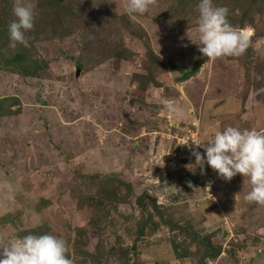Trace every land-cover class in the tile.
<instances>
[{
    "label": "rangeland",
    "instance_id": "obj_1",
    "mask_svg": "<svg viewBox=\"0 0 264 264\" xmlns=\"http://www.w3.org/2000/svg\"><path fill=\"white\" fill-rule=\"evenodd\" d=\"M213 2L251 30L242 55L208 59L190 41L198 0H155L133 16L127 0H0V245L50 233L74 264L258 261L264 204L245 200L251 184L219 191L205 165L216 176L208 195V174L185 167L194 157L178 141L207 139L227 120L242 130L264 124L224 108L260 97L251 83L264 79V0ZM18 3L36 16L28 46L11 48ZM220 85L212 105L225 111L211 117ZM153 93L175 100L182 119L148 102Z\"/></svg>",
    "mask_w": 264,
    "mask_h": 264
},
{
    "label": "clouds",
    "instance_id": "obj_2",
    "mask_svg": "<svg viewBox=\"0 0 264 264\" xmlns=\"http://www.w3.org/2000/svg\"><path fill=\"white\" fill-rule=\"evenodd\" d=\"M154 4L155 0H127L125 11L129 16L144 14ZM197 9V35L187 36L208 59L238 57L250 46L251 30L232 25L227 7L217 6L213 0H198ZM12 12L15 19L8 24L9 47H26V33L34 27L35 9L18 3ZM148 102L162 105L176 121L183 117L184 109L173 99L153 93ZM179 144L194 157V162L185 164L189 171L194 173L199 168L203 175L207 165L225 181L239 173L251 184L245 200L264 204V131L226 126L207 139L189 137ZM68 251L67 242L59 236L28 232L0 245V264H74Z\"/></svg>",
    "mask_w": 264,
    "mask_h": 264
},
{
    "label": "crops",
    "instance_id": "obj_3",
    "mask_svg": "<svg viewBox=\"0 0 264 264\" xmlns=\"http://www.w3.org/2000/svg\"><path fill=\"white\" fill-rule=\"evenodd\" d=\"M258 75H261V74H258ZM263 77H264V70H263V76H262V78ZM251 84H252L251 85V88H253L254 90H256L260 94V97L258 99H255V101H253V103H249V99L252 98V95H253V93L249 92L247 98H245V94H243L240 97V99H242L240 101L241 102V105L239 104V101L237 102L236 99H232L231 101L227 100L225 102V107L224 108L228 112L229 108L233 106L234 107V110L236 111V115H239V117H243V115H247V114H249L251 112V114L253 115V117H258L259 122H261V119L264 120V105H262V104H264L263 98H262V96H264V79L260 80L258 83H253L252 82ZM225 87H223L222 85H220V86H218L216 88H212L213 89V92H212L211 96H209L210 97L209 104L211 105L209 107V111H210V116L211 117H215V116L221 117L222 114H223V112L225 111L224 108L221 109L220 106L216 109L214 107L215 105L214 106L212 105V104H216V105L218 104L217 102H215V101L218 100V97L215 95V94L218 95V93L216 92V89H217V91H220V90H222ZM231 88L232 87H230L231 93L234 92V95H231V97L238 98V96H237L238 95L237 92L239 91L238 88H236V87H233L232 89ZM214 90H215V92H214ZM228 93H230V92H228ZM213 99H215V101H213ZM244 99L247 101V105H249L251 107L245 108L243 106V105H245V100ZM204 105H205V103L203 104V106ZM239 106H240L239 110H236V107H239ZM248 118L250 119V117H248ZM209 121H212V120H209ZM227 123H229V124H226L227 126H231V124H234L235 122H231L230 123V121L227 120ZM216 125L213 124V125H210V127L211 128H214L215 127V129H216ZM220 129L222 130L223 127H221ZM263 129H264V124H262V122H261L258 130H263ZM245 178L248 179V177H243L241 174L238 173L234 177H232V179L230 180L232 182L231 184H229L230 181H225V180L219 178L220 179V182H221L220 185H219V191L222 188H226L228 190V189H230L229 186H232L233 187L235 185L237 186L236 189H238L239 188L238 186H240L241 182H242V184L243 183L244 184H250V182H248ZM224 181H225V183H224ZM243 191H244V189H243ZM220 194H221V192H220ZM255 259H257L258 261L248 262V263H245V264H261V263H263L262 261L264 260V248H263V253L259 257L255 258Z\"/></svg>",
    "mask_w": 264,
    "mask_h": 264
},
{
    "label": "trees",
    "instance_id": "obj_4",
    "mask_svg": "<svg viewBox=\"0 0 264 264\" xmlns=\"http://www.w3.org/2000/svg\"><path fill=\"white\" fill-rule=\"evenodd\" d=\"M20 59H21V55L20 54H16L14 60H20ZM2 64L4 65V64H6V62L3 61ZM195 68H196V65L195 66H192L190 68H186V70L181 73V79H184L185 77H187L188 75H190L191 73H193L194 70H195ZM166 171H168V169ZM192 175L193 174L190 173V174H187L186 176L187 177H189V176L192 177ZM194 178H198V175L197 176H194Z\"/></svg>",
    "mask_w": 264,
    "mask_h": 264
},
{
    "label": "built area",
    "instance_id": "obj_5",
    "mask_svg": "<svg viewBox=\"0 0 264 264\" xmlns=\"http://www.w3.org/2000/svg\"><path fill=\"white\" fill-rule=\"evenodd\" d=\"M190 129H192V128H190ZM178 141H180V142L182 143V142H184L185 140H183V139H178ZM183 146H184V145H183ZM201 151H203V150L201 149ZM189 154H190V153H189ZM205 173H207V172H205ZM207 174H208V173H207ZM215 174H216V173H215ZM215 174H211V173H209V174H208L209 178H206V179H205V176L203 175V180L205 179V181H204V183H205L204 188L207 189V191L210 190L212 184L214 183V180H215V178H216ZM209 185H210V186H209ZM209 194H210V191H209L208 195H209ZM210 196H211V195H210Z\"/></svg>",
    "mask_w": 264,
    "mask_h": 264
}]
</instances>
